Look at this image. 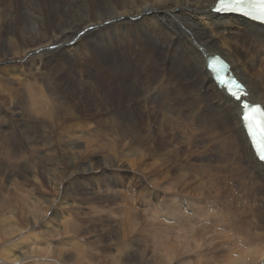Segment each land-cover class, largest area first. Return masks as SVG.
I'll use <instances>...</instances> for the list:
<instances>
[{
    "label": "bare ground",
    "instance_id": "obj_1",
    "mask_svg": "<svg viewBox=\"0 0 264 264\" xmlns=\"http://www.w3.org/2000/svg\"><path fill=\"white\" fill-rule=\"evenodd\" d=\"M29 1L0 0V52L18 51L25 58L31 57L34 52L33 59L38 62V70L45 68L36 77L43 80H41L43 86H33L34 100L30 109H34L32 110L34 114L41 115L45 122L58 127L59 119L70 122L78 119L82 113L80 106L78 107L79 104L82 105L85 113H88L90 107L95 104V116H98L94 126L90 125L93 130L96 129L98 135H103L100 130L106 129L111 138H115L114 143L113 139L111 140L110 148H131L123 156L126 155L132 168L137 167L135 170L142 166L143 171L140 170L143 172L142 179L145 184H148L143 196L147 211L157 213L161 217L165 214V218L173 217L171 222L175 223L165 225L164 230L168 232L175 227L182 232L194 221L195 215L196 220L200 222L209 217L210 220L206 222L209 224L198 225L195 234L193 233L192 240L196 242L195 237L205 236L207 233L206 235L210 238L213 236H210L212 230L217 231L223 226L235 224L233 229L238 228L239 233L253 237L260 243L250 245L248 242L252 241H246L245 244H248L250 248L255 245L256 247L252 250H246L248 248L245 249V247L243 249L244 237L237 235L235 239L242 238L239 240L243 241V246L239 247L240 250L233 249L232 253L229 251L228 258L219 263L264 264V165L257 160L246 134L240 115L241 107L237 106L240 102L228 96L224 89H220L207 69V58L220 56L230 64L233 76L246 87L248 97L245 101L252 105H260L264 109V26L240 17L213 14L210 9L214 7L217 0H34L32 5ZM74 39L76 42L72 46L62 47L63 43ZM94 61L109 66L112 72L105 70L99 64H94L103 72L102 75L97 73L94 76L93 74L97 72L96 68L93 69ZM16 63L17 61L13 59L5 60L0 65V73L6 78H22V72H16L13 67ZM63 64L65 66L60 67ZM5 66L12 67L8 69ZM166 67L169 68L167 73L164 71ZM45 70L47 74L43 73ZM159 74L162 75L161 78ZM117 79H120L126 90L115 86ZM14 91L6 92L11 97L13 93L15 94ZM119 91L124 93V97ZM41 97L48 101L46 108H37L38 106L35 105L36 100ZM70 100L78 102V105L76 104L78 112L75 111V106L71 105L74 101ZM122 101L126 102L125 107L122 106ZM133 101L136 105L132 108ZM61 113H64L65 117H60ZM137 114L144 116L145 129L137 119L138 117L136 118ZM150 123H156L159 126L156 130L159 131L163 140L171 135L172 143L178 144H173L176 148L170 149L163 143L164 141L161 144L156 130L150 127ZM87 124H79V131H84ZM76 125V123L71 124V127ZM28 127L27 124L22 123L14 131L19 133V140H24L23 135ZM67 127L71 129L70 126ZM88 130H90L89 127ZM175 131L180 132L184 138L176 137ZM14 132L11 137L17 146L20 145V141L16 140L17 134ZM183 142L188 147L187 151L179 148L185 147ZM73 158L75 160V157ZM181 158L183 162L180 161ZM117 168L118 165L114 168L112 165L108 167L110 171ZM28 172L30 171L25 170L23 174L18 169H14L4 172V177L11 181L20 173L26 178ZM94 172L92 165L88 163L79 166L70 165L67 168V173L70 175L66 174L62 183L67 188L77 183L76 189L83 191L92 183ZM246 172L248 173L245 178L243 173ZM30 174L28 178L34 175L32 172ZM34 178L36 179L35 176ZM215 184H218L220 189ZM223 186L225 190L220 192ZM207 188L214 189L217 194L216 199ZM169 191L172 192L169 193ZM32 192L30 189L29 195L34 194L33 199L38 202V195H36L38 192ZM164 194H166L165 200L162 199ZM222 197L226 198L228 203L224 202ZM153 202L156 203V208H152ZM47 203L49 208L53 205L51 201ZM192 205L196 207L191 210ZM31 206L33 207L32 204ZM214 209L219 212H215ZM233 217L239 222H235ZM40 222V218L32 220L33 227ZM69 226H73V221ZM74 227L72 229L78 228V226ZM105 228L107 230V227ZM72 229L65 228L57 233L58 237L65 238L64 241L59 240L60 244H64L63 248L52 244L41 247V243L39 244L41 236L38 233L39 237L35 239L36 241L34 240V248H32L34 264H94V261L96 262L94 256H90L88 250L79 244L81 241L78 243L75 234L72 235ZM106 230L103 228L96 235L95 238L99 242L102 241L99 244L108 243L112 238L114 232ZM120 230L122 232L123 229ZM175 231L177 233V230ZM183 232L185 233V230ZM220 232L221 230L217 234L221 236ZM227 233H223L224 239L233 240L234 244H237L235 247L238 248V243L230 237L231 235L226 239ZM136 238V232L127 234L121 239L124 241L120 242V250L114 256L121 259V262L125 260L129 264H137L142 254L139 253L140 250H136L134 244ZM160 242L162 247L164 245L163 251L168 247L166 252H175L170 251V249L176 250L173 244L170 248V244L169 247L163 244V241H159V248ZM185 242L188 244L187 241ZM210 242L209 245L216 243L213 241L210 244ZM197 243L198 248L202 250L199 242ZM66 244L71 246L67 248ZM197 245H195L196 249H198ZM195 247L192 251L196 250ZM184 249L190 250L187 247ZM184 249L181 250L186 252ZM177 250H179L178 246ZM201 250L199 252L197 250V255L201 252L205 256L206 254ZM18 253L16 256H8L15 261L14 264L27 259L24 252ZM161 253L167 255L164 252ZM172 254L168 256H174ZM204 258L207 259V257Z\"/></svg>",
    "mask_w": 264,
    "mask_h": 264
},
{
    "label": "rangeland",
    "instance_id": "obj_2",
    "mask_svg": "<svg viewBox=\"0 0 264 264\" xmlns=\"http://www.w3.org/2000/svg\"><path fill=\"white\" fill-rule=\"evenodd\" d=\"M30 2H31V4H30ZM33 2H34V0H30L29 4L32 5ZM75 42H76L75 39L72 41L65 42V43H63L62 47H70ZM1 52H0V65L7 59L16 60L17 63L14 64L13 67H15L14 69L16 72L21 71L22 72L21 74L23 76H22V78H20L21 79L20 80L18 77L6 78L2 73H0V115H1V117H0V208H1L0 209V228L2 229V227H3L2 231L0 229V264H7V263L8 264H14L15 261L14 260L12 261V259H9L8 256H14V255L16 256L19 254L18 252H24L26 254L25 256L27 259H25L21 262H18L16 264H34V249H32V248H34V240L39 237V236H37L38 233H40V236H41V237H39L40 241H41V242H39V244L40 243L42 244V245L40 244L41 247H45L46 245L52 244V245L57 246L58 248H63L64 244H60L59 240L64 241L65 238L60 237V236L58 237L57 233H60L65 228L71 227V229H72V227H74L75 225H77L78 228H76L77 227L76 226L74 228H76L77 230L72 229L73 230L72 235L75 234V236L77 237L78 243L81 241L79 244L84 246V249L88 250L87 252L90 256L91 255H92V257L94 256V260H96V262L94 261V264L97 262H100L102 264L103 263L104 264H113V263L115 264V261L117 262L116 264H129L128 262H125L124 259H123L124 261L122 260L123 262H121V259H118L117 256L115 257L114 254L117 255V252L120 250L119 244H120V242L124 241L121 239L125 238V236L127 234H129L130 232L131 233H135V232L137 233V238H136L135 243H134L136 245L135 247L137 249L135 247H133V248H135L137 251L140 250L139 253L142 254V258L139 259V262L137 264H139V263L140 264H168L169 262H170L169 264H196L197 260H198L197 264H220L219 262L228 258L227 256L230 254L229 251L231 252V251H233V249L240 250L239 247L241 245L243 246V244H244L243 249L245 247V249L248 248L246 250H252V249H254L253 247H256V245L253 247L251 246V248H250V246H248V244L251 245L252 243H254V244L260 243L259 240H256L253 237H248L247 235L239 233L240 230H238V228L233 229L235 224H232L231 226H223V227L219 228V230H217L218 232L216 230H212L210 236L211 235H213V236H211L210 238L208 237V235H206L207 233L205 234V236L195 237L196 238V242H195V240H192V237L194 236L198 225L200 226V224H204V223L209 224L206 222H208L210 220L209 217H207L208 219L206 218L205 220H202V222H200L198 219L196 220V215L194 216V221L191 222L190 226L188 227V228H190V230L192 229L191 231L188 228H186L187 230L184 229L185 230V233H184L183 232L184 230L181 232V229H179V228L176 229L175 227H173L174 230H170L168 232L166 230H164L163 228H166L165 225L170 224V223H172V224L175 223V222H171L173 217L165 218V214H164L163 215V217L165 219L164 220L163 217H161L157 213H149L147 211V208L145 207V205L143 203V196H144V192H145L148 184H145V182L142 179V176H143V174H142L143 172H141V171H143L141 169L142 166L140 165L141 166V167H139L140 169L138 168L137 170H135L137 167L132 168V166L130 165L131 162H128L127 158L125 157L126 155L123 156V154L126 153L127 150L129 151V149H131V148H110L109 146L111 144V140L113 139V143H114L115 138L114 137L111 138L110 133L106 129L100 130V133L103 135H98L95 131L96 129L93 130L92 126H94V121L96 120V117L98 116V115L95 116V104L92 105L93 107H90L91 109H89L88 113H85L84 109L82 108V105H80V104L78 105V102H76V100H70V101L75 102V103L73 102L71 104V105L75 106V107L73 106L75 111H77V107H76L77 105H78V107L80 106L79 109L82 110L81 115H79L78 119H76L75 122L64 121L63 119H59V124L56 123V124H58V127L51 125L47 121L45 122L44 121L45 119L41 115H35L34 112L32 111L34 109H30V108H32L33 100H34V97H33L34 87L33 86H37V87L43 86V83H42L43 80L41 78H36V77H38L39 72L44 70L45 68L41 69L40 71L38 70V67H37L38 62L33 59L34 58V52H33V55L31 57H28V58L23 57L22 54L18 53V51H14L11 53H7L6 51H1ZM16 52H17V54H16ZM1 54H2V56H1ZM1 58H3V59H1ZM21 60H22V62H21ZM94 64H99V63H97V61H94L93 62V69L96 68L94 66ZM64 66H65V64L61 65L60 67H64ZM99 66H101L105 70L111 71L110 67L107 65L99 64ZM5 67L10 69V67H12V66H10V67L5 66ZM96 70H97V72H95L93 74L94 76L97 73H99L101 75L103 74V72L100 69L96 68ZM168 70H169V68L166 67L164 70L165 73H167ZM43 73L47 74L48 72L45 70V71H43ZM158 76L160 78L162 77L161 74H159ZM40 77H42V76H40ZM38 79H40V80H38ZM115 86L118 89L124 88L126 90L124 85L121 83L120 79H117ZM120 86H123V87H120ZM26 87L27 88L30 87V88H28L29 90H27V92H26V89H27ZM31 89H33V90H31ZM13 90H15L14 92L16 95L13 93L14 94V95L12 94L13 97L12 96L10 97L8 92L10 91V93H12ZM6 91H8V92H6ZM30 92H31V95H29ZM19 93H20V95H19ZM120 95H122L124 97V93L120 92ZM94 98L96 99L95 96H94ZM127 100H126V102H127ZM126 102L122 101L123 107H125ZM35 105L38 106L37 108H46L48 105V101L46 98L41 97V98L36 100ZM131 105H132L131 106L132 108L135 107L136 102L135 101L131 102ZM21 107H23L25 110H22L23 108H21ZM29 114H30V116H29ZM63 114L64 113H61L60 117H65V115L63 116ZM89 114H91V115H89ZM27 116H29V117H27ZM135 116H136V118L138 117L137 119L141 123L142 127L145 129V127L143 126L144 116L141 114H137ZM61 120H62V122H61ZM14 121H15V123H14ZM7 122H8V124H7ZM151 122H154V121H151ZM22 123L27 124L29 126L27 131L25 130V134L23 135V137H24L23 141L18 139V138H20L19 133L17 134V132L16 133L14 132V131H16V129H18L19 124H22ZM75 123L77 125L74 127L72 126L73 127L72 128L71 124L75 125ZM86 123H88L87 128L84 131H79V129H78L79 124L86 125ZM15 124H17V125L15 126ZM67 126H70L72 131H70L71 129ZM88 127L90 130H88ZM150 127L152 129L156 130L159 126L156 123H150ZM157 130H156V132H157V135L159 137V141H161L160 142L161 144L164 141L163 143L166 144L167 147H170V149H172V148L174 149V147L176 148V146L173 145L175 143H172V141H171V139L173 140L171 135H168L167 136L168 138L166 137V139L163 140V138L160 136L159 131H157ZM13 132L15 134H17L16 140L18 142L20 141V145L16 146L14 144L12 137H11ZM32 132H34V133H32ZM175 133H176V137L180 136L179 138H181L182 135L180 134V132L175 131ZM182 138H184V136H182ZM74 141L75 142L77 141V142L75 143ZM175 142H178V141H175ZM104 144L107 145L108 147L105 146ZM183 144L185 145V147H179V146L178 147L183 148L184 151H187L188 147L186 146V144L184 142H183ZM76 145H79V146L76 147ZM175 145H178V144H175ZM100 146H102V148H100ZM59 147H61V148H59ZM74 147H75V149H74ZM47 148H49V149H47ZM54 149H55V152H53ZM110 149H112V150H110ZM183 149H182V152H183ZM176 151H178V150H176ZM110 152H111V154H110ZM83 154H84V156H83ZM183 154H181V157H183ZM86 155H87V157H86ZM108 156H110L111 158ZM73 157H75V160ZM103 158L104 159L106 158V160H104ZM79 160L80 161L83 160V161L79 162ZM111 161H113V162H111ZM180 161L183 162V158H181ZM75 162H76V164H75ZM83 162H85V163H83ZM77 163L79 165H83V164H87V163L91 164L92 168L95 170V172L92 174V179H91L92 183L89 185V187H87L83 191L82 190L78 191L76 189L77 183H73L75 186L73 184L69 185L68 188L65 187L62 183L64 178L67 176L66 174L70 175L69 173H67V168L70 165L79 166ZM140 164H142V163H140ZM109 165L110 166L112 165V168H114V166L118 165V168L116 170L110 171V169H108ZM119 167H121V168H119ZM14 169L15 170L18 169L19 172H22L23 174H24L25 170H26V172L30 171L34 175L32 178H28V176L31 175L30 172H28V175L26 176V178H24L23 175H21L19 173L18 176H16L11 181H9L8 180L9 178L4 177V175H5L4 172L12 171ZM119 169H121V170H119ZM41 172L45 175L43 176V174ZM248 172L243 173L245 178L247 177ZM63 173H64V175H63ZM34 176L36 177V179L34 178ZM45 176L48 177L47 180H46ZM198 177L199 176H197V178ZM32 179H33V181H32ZM110 179L112 182L110 181ZM34 180H36V181H34ZM101 180H103V181H101ZM205 180H207V178H205ZM130 182H131V184H130ZM82 183L84 184L83 180H82ZM86 183H88V182H86ZM33 184H34V186H33ZM165 184L167 185L168 181ZM166 185H164V186H166ZM215 185L218 189H220V186H217L218 184H215ZM15 186H16V189H15ZM30 189H32V191H33L32 193L38 192L36 194V195H38L37 196L38 202L34 201V199H33L34 194L29 195ZM207 190H210L213 193L214 199L217 198V194L214 191V189H211V188L208 189L207 188ZM224 190H225V188L223 186V188H222V190H220V192H223ZM170 192H172V191H169V193ZM162 196H163V198H162ZM162 196H161V198L163 200H165L166 194H164ZM21 198L24 199L25 201H23ZM222 200L224 202L228 203V200L226 198L222 197ZM39 201H41V202H39ZM47 201H51L53 203V205L50 208H49ZM39 203H41V204H39ZM31 204L33 205V207L31 206ZM35 204H36V206H35ZM151 206H152V208H156V203H154V202L151 203ZM193 207H196V206L192 205L190 207V209L192 210ZM34 208L37 210L35 211ZM139 208H141V209H139ZM54 210L56 213L54 212ZM215 210L216 209H214V211ZM224 210H226V209H224ZM32 211L37 212L36 213L37 215L31 214L30 212H32ZM44 211H45V213H44ZM215 212H217V210ZM27 216H28V218H27ZM236 216H238V215H236ZM10 217H11V219H10ZM41 217H42V219H41ZM35 218H40L41 222L37 223V225H35V227H33L32 220H34ZM149 218H151V219H149ZM238 218H240V217L238 216ZM69 219H71V220H69ZM233 219L235 222H239V220H236V218L233 217ZM211 220H213V219H211ZM29 221H30V223H29ZM64 221H65V223H64ZM72 221H73V226H69V225H72ZM156 221H158V222H156ZM110 224H112V225H110ZM162 224H163V226H162ZM238 224L241 225V223H238ZM66 225H67V227H66ZM105 227H107L108 231H111L114 233L112 235V238L108 241V243L99 244L102 241L99 242L98 239H96L95 237L99 233L100 230H103V228H104V230H106ZM132 227L135 230L131 229ZM194 228H195V231L193 232ZM120 229H123L122 232ZM93 230H95L94 233H93ZM138 230H141V231L138 232ZM175 230H177V233ZM220 230H221L220 233H222L221 236H220V234H217V233H219ZM41 232L43 233V235ZM229 232L230 233L232 232V233L230 234ZM237 232L239 234H237ZM117 233H119V234L117 235ZM223 233H227V234H225V235H227L226 239L231 235L230 237L232 239H234L236 243H238V248L235 247V245L237 246V244H234L233 240L228 238V240L226 241L224 239L225 236ZM235 233H236V235L234 236ZM232 234L234 237L232 236ZM54 235H56V237ZM120 235H121V237H120ZM237 235H238V237L239 236L242 238L244 237L243 240L245 242L243 244H242L243 241L239 240L242 238L235 239V238H237L236 237ZM166 236H168L169 238H167ZM214 237H216L215 238L216 240H214ZM197 238H198V240L199 239L200 240L198 241ZM219 238H222L224 240L219 239ZM208 239H210V240L212 239L216 243L212 244L213 241L211 240V242H210V240H208ZM95 240L97 242H95ZM250 240L252 242L249 243L248 241H250ZM253 240H254V242H253ZM159 241H163V244H167V245L170 244L171 245V247L169 245L170 248H172V244H173L176 247V250L175 249L171 250L170 248L169 249H170V251L176 252V253L170 252L171 254L174 253V254H172L174 256H168L170 253H168L169 251L166 252L167 251L166 248H168V247H166L167 245H165L166 248H164L165 250L163 251L164 245L162 247V243L160 242L161 245L159 248ZM169 241H170V243H169ZM185 241H187L188 244ZM208 241L212 245H209ZM246 241L248 242L247 245L245 244V243H247ZM46 242H48V243H46ZM194 242H195V244H194ZM197 242H199V247L201 246L202 250L200 248H198ZM257 242H259V243H257ZM129 243H132V242H129ZM239 243H241V244L239 245ZM216 244H217V246H216ZM180 245H182V247ZM184 245H185V247H183ZM195 245H197L198 249H196ZM66 246L68 248L71 245L66 244ZM177 246H178L179 250H177ZM189 246H191V247L189 248ZM186 247L190 250L186 251V249H184ZM194 247L196 250L193 249V251H195L196 253L192 251V248H194ZM104 248H108V249H104ZM158 248L160 249V251L158 250ZM181 249H184L186 252L182 251ZM243 249H241V250H243ZM25 250H26V252H25ZM197 250H198V252L201 250L202 253H205L206 255L203 256L204 254H201V252L199 253V255H197L198 254ZM161 252H164L167 255H165L164 253H163L164 255H162ZM11 253H12V255H10ZM6 254H8V255H6ZM160 254H161V256H160ZM212 256L215 259H213ZM156 257H157V259H156ZM159 257L162 259L160 260ZM166 257L168 258L167 261H166ZM174 257H175V259H174ZM204 257H207V259ZM208 257H210V259ZM195 258H196V260H194ZM55 259H58V258H55ZM106 260H108V261H106ZM193 260H194V262H193ZM203 260L204 261L206 260L205 261L206 263ZM212 260H214V261H212ZM159 261H160V263H159ZM195 261H196V263H195ZM199 261L201 263H199ZM208 261H209V263H207Z\"/></svg>",
    "mask_w": 264,
    "mask_h": 264
},
{
    "label": "snow or ice",
    "instance_id": "obj_3",
    "mask_svg": "<svg viewBox=\"0 0 264 264\" xmlns=\"http://www.w3.org/2000/svg\"><path fill=\"white\" fill-rule=\"evenodd\" d=\"M210 11L217 14H231V13H242L245 17H249L253 21H258L264 24V0H217ZM223 83V81H221ZM235 88L238 90L236 92L231 91V86L229 91L231 96L235 98L236 101L241 100V96L238 94L242 91L240 84H235ZM241 107L240 115L243 117L244 121H249L250 117L243 112V108H247V104L237 105ZM250 129L255 147L259 153V158L264 161V118L255 122L253 128L252 123L248 124Z\"/></svg>",
    "mask_w": 264,
    "mask_h": 264
}]
</instances>
